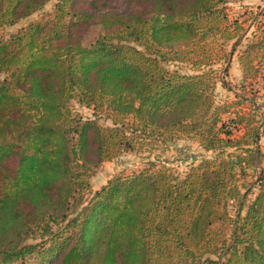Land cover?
<instances>
[{
  "label": "trees",
  "instance_id": "trees-1",
  "mask_svg": "<svg viewBox=\"0 0 264 264\" xmlns=\"http://www.w3.org/2000/svg\"><path fill=\"white\" fill-rule=\"evenodd\" d=\"M50 1L0 0V30ZM100 1L60 0L45 19L0 37V264H264V188L243 215L244 169L226 151L240 146L211 95L214 71L165 65L206 36L204 22L226 20V0H147L124 13ZM95 23L105 33L85 46ZM75 97L106 109L114 126L73 115ZM184 135L217 156L184 177L151 161L86 199L103 162ZM229 201L240 203L235 218ZM224 218L229 238L213 229Z\"/></svg>",
  "mask_w": 264,
  "mask_h": 264
},
{
  "label": "rangeland",
  "instance_id": "rangeland-1",
  "mask_svg": "<svg viewBox=\"0 0 264 264\" xmlns=\"http://www.w3.org/2000/svg\"><path fill=\"white\" fill-rule=\"evenodd\" d=\"M59 1L52 0L43 10L14 26L3 27L0 37L8 39L30 23L45 19L54 13ZM149 5L147 0L100 1V8L110 13L141 12ZM220 8L225 11L226 20L221 16L213 17V20H208L209 23L204 22L202 27L204 33L208 32L206 36H199L193 50L188 52L186 49L165 65L171 71L187 75L214 71L213 78L216 79L211 95L220 108L225 131L234 135L232 145L240 146L239 149L230 148L226 151L239 157L244 169L243 175L240 174L237 178L241 202H244V215L264 188V0H226ZM211 28L212 31L209 30ZM104 33L103 26L95 23L83 34L84 45L94 43ZM197 60L203 61L201 67L194 65ZM2 78L4 75H0V79ZM68 107L73 115L84 120L96 121L105 128L114 126L106 109L84 106L78 97L71 100ZM257 128H260L261 136L258 146H255L253 138L248 137L247 133L253 136ZM152 140L155 141L151 145L147 146V143L142 142L143 145L134 152L105 161L95 169L89 177L91 191L86 194V199L107 185L108 181L139 173L151 161L155 163V170L166 166L184 177L205 159L217 156V152L206 151L196 137L184 135L167 139L165 143H161V137H153ZM248 144H251L249 149L256 153L251 155L247 152ZM238 210V201L228 202L227 212L231 217L235 218ZM213 229L216 237L221 232L228 238L231 236L230 221L225 218L217 221ZM29 242L34 243L33 240ZM213 259L216 257L213 256Z\"/></svg>",
  "mask_w": 264,
  "mask_h": 264
}]
</instances>
